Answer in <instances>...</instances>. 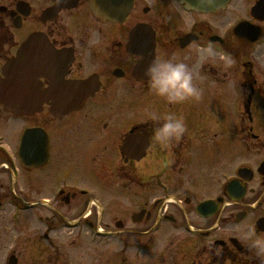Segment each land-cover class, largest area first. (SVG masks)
Wrapping results in <instances>:
<instances>
[{
	"label": "flooded vegetation",
	"instance_id": "1",
	"mask_svg": "<svg viewBox=\"0 0 264 264\" xmlns=\"http://www.w3.org/2000/svg\"><path fill=\"white\" fill-rule=\"evenodd\" d=\"M121 1L113 7L130 12L118 24L104 19L109 0H0V264H78L80 254L86 264H264L241 240L248 225L264 234L261 0L209 14L182 0ZM173 56L193 72L198 101L168 104L146 86L148 63ZM206 92L230 94L229 105L208 111ZM72 95L85 99L53 115ZM18 104L28 114L15 115ZM152 111L183 116L184 138L155 145ZM13 208L38 232H10Z\"/></svg>",
	"mask_w": 264,
	"mask_h": 264
},
{
	"label": "clouds",
	"instance_id": "2",
	"mask_svg": "<svg viewBox=\"0 0 264 264\" xmlns=\"http://www.w3.org/2000/svg\"><path fill=\"white\" fill-rule=\"evenodd\" d=\"M145 84L156 96L168 104H180L201 98L200 89L194 84V75L189 66L176 57L153 58L144 70ZM153 124L150 140L167 149L180 142L187 131L183 116L148 113ZM241 240L255 259L264 258V234L254 224L241 230Z\"/></svg>",
	"mask_w": 264,
	"mask_h": 264
},
{
	"label": "water",
	"instance_id": "3",
	"mask_svg": "<svg viewBox=\"0 0 264 264\" xmlns=\"http://www.w3.org/2000/svg\"><path fill=\"white\" fill-rule=\"evenodd\" d=\"M130 1V0H129ZM128 1V2H129ZM187 5H189V7H191L193 10L197 11V12H204V13H208V12H213L219 8H221L223 5H225L228 0H183ZM109 4L111 7H109V15H106V19H109L111 21H115V22H123L125 17L127 16V13L129 11V6L126 7H113L115 4H122L121 0H110ZM106 10V7L104 6V11ZM98 13V11H96ZM120 12V13H119ZM137 34V32H135L132 35L131 40H133V38L135 37V35ZM31 43L27 44L24 48V50L18 55V65L23 64L26 61V56H25V50H27V48L30 46ZM65 64H63V74H64V70H65ZM74 91L77 89V87H73ZM84 98V96H77V95H72L70 97H66L63 96L61 98V112H59L60 115H65L68 112H70L72 109H74L77 105V103H79L82 99ZM19 105V109L18 113H25L27 110L24 111V108H22V104H18ZM27 113V112H26ZM33 134H28L25 135V137L23 138V142L21 144V147L26 145V141L30 138H33ZM22 153V150H21ZM209 206L208 205H203L200 209H199V214L201 213L202 210H206Z\"/></svg>",
	"mask_w": 264,
	"mask_h": 264
},
{
	"label": "rangeland",
	"instance_id": "4",
	"mask_svg": "<svg viewBox=\"0 0 264 264\" xmlns=\"http://www.w3.org/2000/svg\"><path fill=\"white\" fill-rule=\"evenodd\" d=\"M230 99H231L230 94L222 95L221 98L220 97H217L215 94H213V92H206V94H205V102H206V107H207L208 111H212V109L210 107L213 106V105H215V104L216 105L219 104L220 106L227 105L229 103V100ZM211 115L213 116L214 115V112H212ZM226 119L229 120V115L226 116ZM240 163H242V161L241 160H238V164H240ZM221 173H224V172H221ZM228 175H229L228 172H226L224 175H222V177H221V180H222L221 182L222 183L224 182V180H223L224 178H228ZM76 177H78V176H74L73 177V181H75L74 182L75 184H77V185H80L81 184V185H87V186L89 185L90 186L89 183H87V182L83 183V182H81V180L79 178H76ZM90 187L91 188L89 190H91L92 193H95L96 195H100V192H98V190H96L93 186H90ZM35 211H37V210H35ZM35 211H33V212L30 213V214H32V216L29 215L30 218H32L36 214ZM14 223H16V222H14ZM33 223L34 224L29 229H27V230H25L23 228V224H18V225L17 224H14V225H12V227H10V232L12 230V233H14L15 236L17 235L18 237H21V235L24 232H34V233H37L38 232V227H39L38 226V223L36 221H33ZM62 231L65 232V233H67V231H65V230H62ZM110 248L113 249V250H114V248L116 249V247L114 245L111 246ZM111 249H110V253L113 252ZM79 253L80 252H78V255H79ZM78 264H86V258H85L84 255H82V254L79 255Z\"/></svg>",
	"mask_w": 264,
	"mask_h": 264
}]
</instances>
